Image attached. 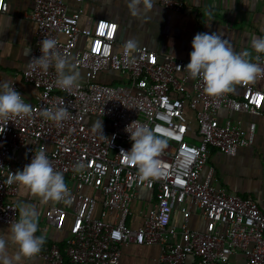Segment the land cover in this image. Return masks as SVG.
Returning a JSON list of instances; mask_svg holds the SVG:
<instances>
[{
	"label": "built area",
	"instance_id": "built-area-1",
	"mask_svg": "<svg viewBox=\"0 0 264 264\" xmlns=\"http://www.w3.org/2000/svg\"><path fill=\"white\" fill-rule=\"evenodd\" d=\"M69 1L36 0L31 16L38 33L29 62L42 55L40 42L52 38L57 41L55 51L84 68L87 79L65 90L56 82L54 66L45 73L27 65L22 77L36 88L33 102L23 95L17 77L9 81L32 105L33 115L0 126V221L11 224L19 219V203L12 197L21 185L7 184L9 175L44 150L54 169L63 173L74 205L65 241L45 238L39 256L48 264H120L122 246L129 242L159 243L158 264H183L190 255L196 257L195 264H236L231 257L240 251L246 264H264V211L257 200L216 185L213 165L201 178L213 148L236 154L255 140V122L246 129L240 119L221 120L219 111L262 113L264 90L240 84V95L209 96L203 80L191 79L185 70L190 57L160 53L146 44L128 52L125 44L131 38H119L117 21L99 18L81 24L83 6L70 11ZM160 2L169 9H192L185 0ZM9 7L8 0H0V15ZM259 56L252 62L264 67V53ZM109 71L119 75L112 83L100 79ZM49 107H67L69 119L60 126L46 120L40 113ZM89 117L105 122L103 135L93 129ZM133 121L166 141L157 157L158 177L142 179L138 168L120 154L132 148L125 129ZM78 161L86 165L82 172L74 169ZM143 188L156 191L154 202L143 225L132 227L128 218ZM192 206L207 218L205 230L188 225ZM177 210L186 216L180 228L172 224ZM68 211L67 204L54 201L45 221L60 225Z\"/></svg>",
	"mask_w": 264,
	"mask_h": 264
},
{
	"label": "crops",
	"instance_id": "crops-1",
	"mask_svg": "<svg viewBox=\"0 0 264 264\" xmlns=\"http://www.w3.org/2000/svg\"><path fill=\"white\" fill-rule=\"evenodd\" d=\"M9 11L0 15V82L11 81L17 77L21 91L28 102H33L36 88L22 77L27 67L38 33L37 21L31 13L36 0H8ZM192 8L189 11L166 8L160 0H153V8H146L141 0L137 6V15H133L129 4L131 0H85L79 3L69 1L70 11L83 6L81 24L99 18L112 19L119 24V38H131L137 44H146L158 52L190 57L193 51L192 41L197 33L221 32L235 51L251 52L252 61L259 55L250 46V37H264V0H185ZM262 54V53H261ZM73 63V62H72ZM74 65V64H73ZM75 66V65H74ZM81 73V82L86 81V70L76 67ZM100 74V79L102 80ZM119 77L118 73L115 77ZM264 90V79L254 83ZM240 84L234 85V94H242ZM194 118V113H191ZM221 120L226 117L240 119L246 129L256 123L255 140L252 145L242 146L236 154H228L213 148L209 163L204 167L201 178H205L211 165L215 167L213 182L244 196L254 197L264 211V107L262 113L222 108ZM195 120V119H194ZM102 123H105L103 120ZM195 125L197 124L195 120ZM88 192H94L86 188ZM156 191L143 188L141 195L133 203L128 223L132 227L143 225L148 209L154 202ZM19 204H34L39 212V233L48 241L63 243L70 235L74 222V205L67 204L69 211L60 225H51L45 221V214L54 201L42 202L21 185L17 195L12 197ZM192 214L188 225L194 229L205 230L207 218L197 206L191 207ZM185 213L177 210L173 225L180 228L185 221ZM9 223L0 221V235L6 239L9 235ZM179 238V237H178ZM159 243L141 244L129 242L122 246L120 264H158L161 255ZM17 251V246L8 244L9 255ZM236 264H246V255L237 252L232 255ZM196 257L190 255L183 264H195ZM22 264H48L42 256L23 260Z\"/></svg>",
	"mask_w": 264,
	"mask_h": 264
},
{
	"label": "clouds",
	"instance_id": "clouds-1",
	"mask_svg": "<svg viewBox=\"0 0 264 264\" xmlns=\"http://www.w3.org/2000/svg\"><path fill=\"white\" fill-rule=\"evenodd\" d=\"M146 8H153V0H142ZM141 0H131L129 8L133 15H137V6ZM250 46L257 53H264V37H250ZM57 41L45 38L40 42V57H33L28 63L32 69L39 68L47 73L50 67L55 68L57 84L70 90L77 86L81 73L65 56L55 51ZM137 48V41L129 39L125 49L132 52ZM193 51L190 53V62L185 70L191 79L201 78L204 82V92L209 96H220L234 91V85L254 83L258 78H264V67L252 62L251 52H237L231 43L224 38L221 32L197 33L192 41ZM259 61L260 56L255 57ZM33 107L26 103L24 96L9 81L0 82V126H7L15 118H31ZM40 115L46 120L57 123L58 126L67 119L70 113L67 107H49L41 111ZM94 130L99 129L103 135V123L96 120L92 125ZM133 142L129 151L121 149L125 162L136 166L142 179L158 177L160 173L157 157L167 146L166 141L158 138L147 126L133 121L125 129ZM86 165L77 162L76 172H82ZM7 184L17 183L30 189L31 193L42 202L56 201L65 204L71 203L69 189L62 172L56 171L44 150L37 151L31 162L23 170L11 173ZM19 219L9 226V235L6 239L0 235V264H22L23 260L34 259L42 251L45 237L38 236L39 212L36 205L21 203L17 205ZM17 246V251L9 255L8 244Z\"/></svg>",
	"mask_w": 264,
	"mask_h": 264
},
{
	"label": "rangeland",
	"instance_id": "rangeland-1",
	"mask_svg": "<svg viewBox=\"0 0 264 264\" xmlns=\"http://www.w3.org/2000/svg\"><path fill=\"white\" fill-rule=\"evenodd\" d=\"M104 73H106V75H102V81L110 82V83L114 82L115 74H117L116 71H109V72H104ZM115 83L117 82L115 81ZM96 120L100 121L101 119L99 117H89V121L91 123H94Z\"/></svg>",
	"mask_w": 264,
	"mask_h": 264
}]
</instances>
